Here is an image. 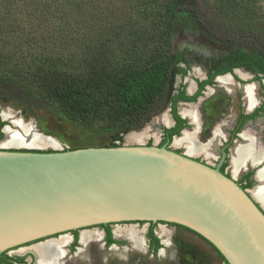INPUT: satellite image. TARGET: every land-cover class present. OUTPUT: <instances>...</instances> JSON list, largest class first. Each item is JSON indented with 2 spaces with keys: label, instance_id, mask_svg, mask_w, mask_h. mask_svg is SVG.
I'll use <instances>...</instances> for the list:
<instances>
[{
  "label": "trees",
  "instance_id": "1",
  "mask_svg": "<svg viewBox=\"0 0 264 264\" xmlns=\"http://www.w3.org/2000/svg\"><path fill=\"white\" fill-rule=\"evenodd\" d=\"M99 19L95 29L85 27ZM80 25L93 42L80 57L65 54L64 42ZM182 29L231 46L221 59L230 68L264 72V0H0V95L29 108H57L87 130H113L120 143L111 146H121L124 134L173 98L178 62H187L174 51ZM5 124L0 115V136ZM127 222H149L157 251L163 243L156 223H172ZM96 226L105 229L108 245L118 242L112 223ZM79 230L70 231L73 246ZM15 261L25 257L0 254V264Z\"/></svg>",
  "mask_w": 264,
  "mask_h": 264
},
{
  "label": "water",
  "instance_id": "2",
  "mask_svg": "<svg viewBox=\"0 0 264 264\" xmlns=\"http://www.w3.org/2000/svg\"><path fill=\"white\" fill-rule=\"evenodd\" d=\"M2 139L0 254L75 229L143 220L193 230L230 264H264V206L219 167L156 144L47 151L3 147Z\"/></svg>",
  "mask_w": 264,
  "mask_h": 264
},
{
  "label": "rangeland",
  "instance_id": "3",
  "mask_svg": "<svg viewBox=\"0 0 264 264\" xmlns=\"http://www.w3.org/2000/svg\"><path fill=\"white\" fill-rule=\"evenodd\" d=\"M130 11L132 12V10ZM126 12H129V10ZM101 22H103L102 19L91 20L85 23V27L88 26L91 29H95V26ZM78 27L73 28L75 37H71L64 42L65 50L63 52L65 54L75 53L77 57H80L79 54L86 48V44H91L94 38L90 39L92 36L88 35L89 39H84L87 36L83 34L85 33L83 31L84 26L80 25ZM79 34H81V38ZM231 50V46L218 42L212 43L206 39V36L187 29L179 30L174 36V51L188 52L193 67L191 70L202 69L204 66L210 65L214 59L217 60V58L223 57L230 53ZM180 83L179 79L177 85ZM0 115H2L1 117L5 116L4 121L15 130L20 131V127L17 124L20 121L32 123L36 133L43 134L56 142L55 145L48 144L40 148L66 150L81 147H106L120 143V140L116 138V132L113 130H87L76 122L70 121L57 108H29L1 95ZM154 119L155 117L144 125L145 127L151 125L152 134L156 126H158L153 123ZM125 136L126 134L123 135L124 144H138L137 142L126 141ZM152 136L150 135V137ZM262 150L264 153V148ZM262 183L263 181L261 180L259 185ZM149 225V222L112 224L114 237L118 242L111 245H108L105 241L106 233L104 228L91 226L79 230V242L76 246H73V233L66 232L22 244L11 249L9 254L25 257L24 264H225L217 250L205 239L188 228L172 223H156L155 231L160 237L163 247L158 251L155 250L151 246L150 238L147 234ZM115 230L118 231L117 234ZM94 232L100 234L99 239L95 240L92 236L83 239V234ZM63 235H69L70 242L65 243L62 248L60 240L68 238ZM50 244H53L57 250L61 251L60 255H57L58 257L49 255L47 248ZM34 248H37L40 253V261Z\"/></svg>",
  "mask_w": 264,
  "mask_h": 264
},
{
  "label": "flooded vegetation",
  "instance_id": "4",
  "mask_svg": "<svg viewBox=\"0 0 264 264\" xmlns=\"http://www.w3.org/2000/svg\"><path fill=\"white\" fill-rule=\"evenodd\" d=\"M178 53H184L187 62H178L180 68L175 76L173 98L154 116L166 115L167 122L156 123L158 126L154 132L158 133V141L155 142L152 136L145 144L166 146L185 153L209 166L219 167L228 176L235 177L243 188H254L261 183L258 169L264 166L263 157L262 161L245 159L234 176V154L237 146L248 142L249 136L254 137L257 147L264 148V72L246 66L230 68L221 62L222 57L202 69L191 70L188 52ZM224 77L231 81V86L220 82ZM179 79L181 83L177 85ZM251 84H255L257 97L252 107L248 104L245 88ZM185 133L195 136L196 146L191 153L187 152L186 143L174 144ZM10 250L5 251L6 254L10 255ZM14 264H24V261H15Z\"/></svg>",
  "mask_w": 264,
  "mask_h": 264
},
{
  "label": "bare ground",
  "instance_id": "5",
  "mask_svg": "<svg viewBox=\"0 0 264 264\" xmlns=\"http://www.w3.org/2000/svg\"><path fill=\"white\" fill-rule=\"evenodd\" d=\"M240 75L243 77H246L245 74L242 72H239ZM221 83L226 84L227 86H231V81L224 77L220 79ZM246 92H247V98H248V104L250 107L254 106L256 103V98L254 91H255V84L247 85L246 87ZM3 118H6L3 116ZM166 123V115L158 116L154 119L153 123ZM152 123V124H153ZM18 126L20 127V131L13 129L10 125H6L4 128L5 132V137L1 141V145L3 147H35V148H40L44 147L48 144H56L54 139H51L43 134L36 133L34 125L32 123H23L20 121L17 123ZM155 131V130H154ZM153 130L151 125H147L143 129L140 130H134L130 131L126 134V141L129 142H137V143H143L145 142L150 135H153L155 138V142L158 141V133L154 132L152 134ZM186 132V131H185ZM186 143V150L188 153H191L192 148L196 146V140L194 134L191 133H185L184 136L178 138L175 140L174 144H182ZM185 144V145H186ZM199 145V144H197ZM197 148V147H196ZM200 148V147H199ZM263 151L261 147H257V144L255 142L254 137L249 136L248 142L243 145H239L235 149V154H234V165H235V171L234 175L237 176V169L240 167L241 163L245 159H252V161H258L261 160L263 155ZM234 167V166H233ZM242 167V166H241ZM258 177L260 180L263 181V183L259 186L254 187L253 189L251 188V193L257 199L263 206H264V168L260 169L258 172ZM115 233L117 234L118 231L115 230ZM88 236H92L95 240L100 238V234L98 232H94L91 234H83V239H85ZM69 241V238H63L60 240L61 247L65 245ZM60 248V249H62ZM35 253L38 255L39 261L41 260L40 258V253L37 250V248H34ZM49 255L53 257H58L60 255L59 250L56 249V247L53 244H50L47 248ZM58 255V256H57Z\"/></svg>",
  "mask_w": 264,
  "mask_h": 264
},
{
  "label": "crops",
  "instance_id": "6",
  "mask_svg": "<svg viewBox=\"0 0 264 264\" xmlns=\"http://www.w3.org/2000/svg\"><path fill=\"white\" fill-rule=\"evenodd\" d=\"M235 176V175H234ZM63 236H67L69 239H70V236L69 235H63ZM63 236H61V237H63ZM70 242V241H69Z\"/></svg>",
  "mask_w": 264,
  "mask_h": 264
}]
</instances>
